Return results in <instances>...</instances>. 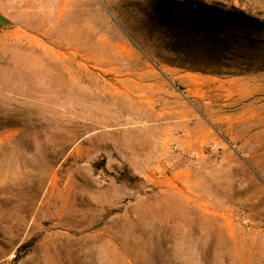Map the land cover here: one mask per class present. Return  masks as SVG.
Instances as JSON below:
<instances>
[{"label": "rangeland", "instance_id": "374dc122", "mask_svg": "<svg viewBox=\"0 0 264 264\" xmlns=\"http://www.w3.org/2000/svg\"><path fill=\"white\" fill-rule=\"evenodd\" d=\"M169 2L0 13V264H264V71L163 63Z\"/></svg>", "mask_w": 264, "mask_h": 264}, {"label": "trees", "instance_id": "16d2710c", "mask_svg": "<svg viewBox=\"0 0 264 264\" xmlns=\"http://www.w3.org/2000/svg\"><path fill=\"white\" fill-rule=\"evenodd\" d=\"M164 9L172 59L163 63L227 77L264 71V20L202 0H170Z\"/></svg>", "mask_w": 264, "mask_h": 264}, {"label": "crops", "instance_id": "0c3cea01", "mask_svg": "<svg viewBox=\"0 0 264 264\" xmlns=\"http://www.w3.org/2000/svg\"><path fill=\"white\" fill-rule=\"evenodd\" d=\"M10 0H0V13L6 17L7 19H9V3Z\"/></svg>", "mask_w": 264, "mask_h": 264}, {"label": "water", "instance_id": "95a60500", "mask_svg": "<svg viewBox=\"0 0 264 264\" xmlns=\"http://www.w3.org/2000/svg\"><path fill=\"white\" fill-rule=\"evenodd\" d=\"M0 23L2 24H8V21L0 14Z\"/></svg>", "mask_w": 264, "mask_h": 264}]
</instances>
